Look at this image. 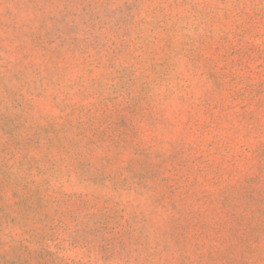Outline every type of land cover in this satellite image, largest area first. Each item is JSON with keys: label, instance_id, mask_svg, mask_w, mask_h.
I'll return each instance as SVG.
<instances>
[{"label": "rangeland", "instance_id": "rangeland-1", "mask_svg": "<svg viewBox=\"0 0 264 264\" xmlns=\"http://www.w3.org/2000/svg\"><path fill=\"white\" fill-rule=\"evenodd\" d=\"M0 264H264V0H0Z\"/></svg>", "mask_w": 264, "mask_h": 264}]
</instances>
